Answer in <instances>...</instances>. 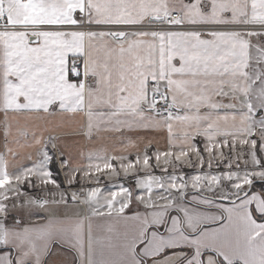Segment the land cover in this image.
I'll use <instances>...</instances> for the list:
<instances>
[{
    "label": "crops",
    "instance_id": "1",
    "mask_svg": "<svg viewBox=\"0 0 264 264\" xmlns=\"http://www.w3.org/2000/svg\"><path fill=\"white\" fill-rule=\"evenodd\" d=\"M228 3L235 9L233 27L264 23V0H215L209 16L201 15L197 0L180 17L223 22L220 5ZM176 4L133 0L109 9L81 0L79 7L86 14L92 9L101 22L139 28L151 25L152 16L170 15ZM5 11L13 26L71 22L59 19L69 15L62 5L55 21L32 18L53 13H33L22 0ZM30 33L5 32L0 40L23 59L55 67L56 76L40 86L33 77L0 89V264H264V227L249 210L254 203L264 212V193L241 199L242 187L220 199L207 196L205 187L188 193L191 203L165 201L169 192L159 182L186 158L200 165L212 148L246 139L252 68L264 54L257 40L243 31L221 33L215 43L223 54L215 56L188 32L131 30L122 40L42 32L35 49L27 43ZM76 54L87 71L86 89L67 80L69 57ZM12 59L8 53L6 62ZM164 89L170 117L152 112ZM154 181L158 188L151 191ZM149 191L158 199L151 202ZM27 194L38 197L22 203ZM182 246L194 252L163 256Z\"/></svg>",
    "mask_w": 264,
    "mask_h": 264
},
{
    "label": "snow or ice",
    "instance_id": "2",
    "mask_svg": "<svg viewBox=\"0 0 264 264\" xmlns=\"http://www.w3.org/2000/svg\"><path fill=\"white\" fill-rule=\"evenodd\" d=\"M23 3L27 5V8L33 13L44 11L45 13H53L52 15H34L32 18L37 20H57V15L61 12V5L63 8L67 9L69 15L65 16L59 14L60 20H70V23H59V22H46L39 24H29L26 27L32 29V32L28 35L27 43L32 48L35 49L39 43L38 33L42 32H59L63 33L65 36H69L74 32H86L93 35L96 34H108L114 35L117 39H123L127 32L131 29L134 32L152 31V32H188L196 35L205 42L207 46V54H214L219 56L223 54V49L218 48L215 43V37L221 33L228 32H240L243 31L245 35H251L253 39L257 40L258 43L264 47V23L257 25H245L242 29L239 27H233L236 23L233 19L235 15V9L230 3L220 5V9L223 12L225 19L223 22L218 21H208L201 20L199 22H183L181 20H174V16L182 15L190 7L197 6V0H177V4L174 8H171V14L168 16H152L150 21L153 25L150 29H145L140 26L139 29L134 28L130 25L123 24H108L94 19L92 15V9L86 14L84 9L79 7L81 0H22ZM14 3V0H0V34L11 31H24L25 26L11 24V19L5 9ZM133 4V0H97L98 8L107 5L109 9L127 7V5ZM199 8L201 15L209 16L216 12L215 0H199ZM8 53H13L16 55V59H12L10 63L8 61ZM33 55H39L34 53ZM76 55H70L69 60L72 64V69L67 73V80L70 83L79 85L84 80V64L81 59L80 62H75L77 59ZM22 56L18 54V50L12 48H6L3 40H0V89L4 88L9 83L19 84L21 80H31L35 77L34 83L40 86V82L47 79H55L56 68L49 67L43 63V61L35 62L31 59H23ZM63 75V73H60ZM167 111V108H165ZM255 115L258 118H264V108H259L256 110ZM198 149L202 148L203 145L200 143L199 138L196 140ZM228 167V165H225ZM50 172L59 171L56 167L55 160L52 161ZM184 176H181V180ZM56 181L55 179H53ZM230 189L235 190V182L230 183ZM138 194L142 193V189H137ZM200 190L197 189L198 193ZM240 198L246 199L248 196L264 193V179H255L250 185L244 186V188L239 190ZM195 195V193H194ZM185 198L191 203V197L188 193H184ZM264 198V197H262ZM235 200L229 201V203H234ZM250 212L254 213L253 220L257 225L264 227V212H260L255 204L253 203L249 207ZM128 212L135 213L134 208L129 206L127 208ZM16 220L15 216H8L7 220ZM224 219V217H221ZM222 228L227 229L228 224H222ZM175 251H181L186 254L191 255L194 250L188 247H180L179 249H168L163 253V256H169L174 254Z\"/></svg>",
    "mask_w": 264,
    "mask_h": 264
},
{
    "label": "rangeland",
    "instance_id": "3",
    "mask_svg": "<svg viewBox=\"0 0 264 264\" xmlns=\"http://www.w3.org/2000/svg\"><path fill=\"white\" fill-rule=\"evenodd\" d=\"M264 54L258 58L254 63L251 73L252 97L250 108V130L245 140L234 145L224 144L221 147H214L209 154V157L204 163L196 164L188 162L187 158L184 159L180 168L176 169L177 173L165 174L159 182L165 186V201L177 199L182 201L184 193L202 190L208 187L207 196L221 197L226 192H232L229 185L235 182V188L239 190L246 185H250L255 179H264V118H258L255 112L259 108H264ZM236 142V141H233ZM204 148H199L200 153H205ZM228 165V167H225ZM57 167V165H56ZM184 179L181 180V176ZM158 181V180H157ZM157 181L151 184L149 189L155 190L158 188ZM30 185L28 184V188ZM176 188L175 193L168 190V187ZM26 191V190H24ZM163 189L160 188V192ZM31 193V192H28ZM74 194V191H70ZM206 193V190H204ZM161 195V194H160ZM23 196V195H21ZM75 197H77L74 194ZM190 197V195L188 194ZM38 196L27 194L22 203L31 202ZM161 197V196H160ZM227 197V196H225ZM149 200L152 202L157 200L156 194H150ZM8 221V220H6Z\"/></svg>",
    "mask_w": 264,
    "mask_h": 264
},
{
    "label": "built area",
    "instance_id": "4",
    "mask_svg": "<svg viewBox=\"0 0 264 264\" xmlns=\"http://www.w3.org/2000/svg\"><path fill=\"white\" fill-rule=\"evenodd\" d=\"M173 19L174 20H181V17H180V15L179 16H174ZM151 27H153L152 24L149 25V26H146L144 28L145 29H150ZM137 29H139V28H137ZM129 31H131V30H129ZM11 32L12 33H18V32H25V33L28 32L29 33V32H32V29L25 27V30L24 31H14L13 30ZM143 32H149V33H154V34L171 33V32H168V31H165V32H152V31H147V30L146 31H143ZM84 33H86V32H84ZM70 69L73 70V71H75V69H72V65L70 66L69 70ZM83 72H84V80L79 85L75 84V86L78 87V88H80V89H86L87 88V81H88L87 79H88V76H87V71L85 69V66L83 68ZM167 93H168V90L167 89H164L163 92H162V94L156 96L152 100V104H153L152 112L155 115H157V116L170 117V116H173L174 115L173 107H172L171 103L166 99ZM165 108H167V111H165Z\"/></svg>",
    "mask_w": 264,
    "mask_h": 264
},
{
    "label": "trees",
    "instance_id": "5",
    "mask_svg": "<svg viewBox=\"0 0 264 264\" xmlns=\"http://www.w3.org/2000/svg\"><path fill=\"white\" fill-rule=\"evenodd\" d=\"M53 174H55V180H59L58 177H57L58 176V171H53Z\"/></svg>",
    "mask_w": 264,
    "mask_h": 264
},
{
    "label": "water",
    "instance_id": "6",
    "mask_svg": "<svg viewBox=\"0 0 264 264\" xmlns=\"http://www.w3.org/2000/svg\"><path fill=\"white\" fill-rule=\"evenodd\" d=\"M150 23H151V21H150ZM124 37H125V36H124ZM114 38H115L116 40H122V39H117L116 36H114ZM123 39H124V38H123Z\"/></svg>",
    "mask_w": 264,
    "mask_h": 264
}]
</instances>
